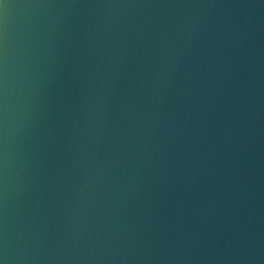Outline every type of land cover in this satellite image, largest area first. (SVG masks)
Instances as JSON below:
<instances>
[{
	"label": "clouds",
	"instance_id": "9594fccd",
	"mask_svg": "<svg viewBox=\"0 0 264 264\" xmlns=\"http://www.w3.org/2000/svg\"><path fill=\"white\" fill-rule=\"evenodd\" d=\"M0 264H264V0H0Z\"/></svg>",
	"mask_w": 264,
	"mask_h": 264
}]
</instances>
